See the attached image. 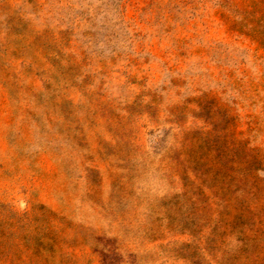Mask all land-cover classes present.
Here are the masks:
<instances>
[{"label": "rangeland", "instance_id": "374dc122", "mask_svg": "<svg viewBox=\"0 0 264 264\" xmlns=\"http://www.w3.org/2000/svg\"><path fill=\"white\" fill-rule=\"evenodd\" d=\"M0 264H264V0H0Z\"/></svg>", "mask_w": 264, "mask_h": 264}]
</instances>
